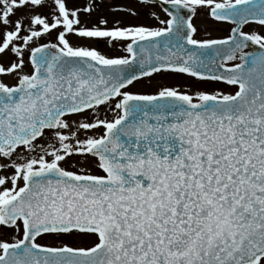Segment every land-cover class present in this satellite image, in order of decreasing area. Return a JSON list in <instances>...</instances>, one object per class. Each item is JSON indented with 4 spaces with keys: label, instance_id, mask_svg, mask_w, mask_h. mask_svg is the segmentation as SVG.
Masks as SVG:
<instances>
[{
    "label": "snow or ice",
    "instance_id": "obj_1",
    "mask_svg": "<svg viewBox=\"0 0 264 264\" xmlns=\"http://www.w3.org/2000/svg\"><path fill=\"white\" fill-rule=\"evenodd\" d=\"M70 3L0 0V264H264V0Z\"/></svg>",
    "mask_w": 264,
    "mask_h": 264
},
{
    "label": "flooded vegetation",
    "instance_id": "obj_2",
    "mask_svg": "<svg viewBox=\"0 0 264 264\" xmlns=\"http://www.w3.org/2000/svg\"><path fill=\"white\" fill-rule=\"evenodd\" d=\"M133 0H131V3ZM162 11V10H161ZM166 18V16H165ZM203 18H205L206 21L203 22ZM128 22L130 23H144V24H151L153 21L149 20L146 16H141L140 19H128ZM195 25L200 29V32L198 35L200 38H207L208 32H212L213 29L217 30L218 34L213 37H223L228 35V30L230 29L231 25L228 24H217L216 22L211 21L210 19H207L204 16L198 17L194 19ZM256 25H250L249 28H256ZM207 29L208 31H205ZM219 35V36H218ZM156 80L160 83L167 84L170 86H183V87H199V90H209L211 88L216 87L217 89L225 88L223 84H217V83H200L195 81L192 78L186 77V76H179V75H166V76H158ZM135 91H151L152 88L149 85L147 78L145 80L139 82L135 86ZM227 90V89H226Z\"/></svg>",
    "mask_w": 264,
    "mask_h": 264
},
{
    "label": "rangeland",
    "instance_id": "obj_3",
    "mask_svg": "<svg viewBox=\"0 0 264 264\" xmlns=\"http://www.w3.org/2000/svg\"><path fill=\"white\" fill-rule=\"evenodd\" d=\"M107 4H125V3H131V0H106ZM86 3V0H71V3H70V6H72L73 4L77 5V6H82ZM206 21L205 18H203V22ZM126 23H129L128 22V19L125 20ZM131 23V22H130ZM138 23V22H136ZM216 34H218L217 30L213 29L212 32H211V35L213 36H216ZM219 36V35H218ZM75 42V41H74ZM94 47H98V45H92ZM101 50L104 51L106 54H109V55H122L124 53H122L121 51L119 50H116V49H109L108 46L105 44L103 45V47H101ZM193 90H199V87H191ZM213 90H217L216 87L214 88H211L209 90H206V91H213Z\"/></svg>",
    "mask_w": 264,
    "mask_h": 264
}]
</instances>
